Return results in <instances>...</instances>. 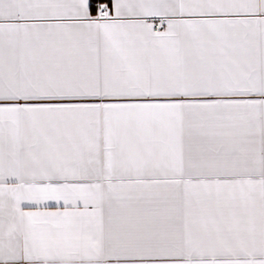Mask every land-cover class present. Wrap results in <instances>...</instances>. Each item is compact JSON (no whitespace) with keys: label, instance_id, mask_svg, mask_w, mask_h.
<instances>
[{"label":"snow or ice","instance_id":"snow-or-ice-1","mask_svg":"<svg viewBox=\"0 0 264 264\" xmlns=\"http://www.w3.org/2000/svg\"><path fill=\"white\" fill-rule=\"evenodd\" d=\"M0 264H264V0H0Z\"/></svg>","mask_w":264,"mask_h":264}]
</instances>
